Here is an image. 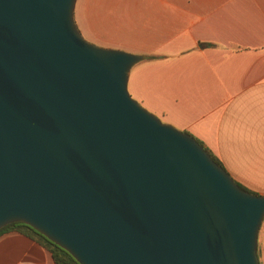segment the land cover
I'll return each instance as SVG.
<instances>
[{
    "label": "water",
    "instance_id": "water-1",
    "mask_svg": "<svg viewBox=\"0 0 264 264\" xmlns=\"http://www.w3.org/2000/svg\"><path fill=\"white\" fill-rule=\"evenodd\" d=\"M76 0H0V228L80 264H259L264 195L127 88L142 55L79 32Z\"/></svg>",
    "mask_w": 264,
    "mask_h": 264
},
{
    "label": "crops",
    "instance_id": "crops-1",
    "mask_svg": "<svg viewBox=\"0 0 264 264\" xmlns=\"http://www.w3.org/2000/svg\"><path fill=\"white\" fill-rule=\"evenodd\" d=\"M73 18L101 45L142 55L130 95L264 195V0H76ZM258 253L264 264V216ZM0 264L56 263L10 230L0 235Z\"/></svg>",
    "mask_w": 264,
    "mask_h": 264
},
{
    "label": "trees",
    "instance_id": "trees-1",
    "mask_svg": "<svg viewBox=\"0 0 264 264\" xmlns=\"http://www.w3.org/2000/svg\"><path fill=\"white\" fill-rule=\"evenodd\" d=\"M191 136H193V135H191ZM194 138L200 145H202L204 147V149L209 153L211 158L217 164H219L220 166H222L224 168V166L222 165L220 160L203 144V142L196 137H194ZM237 184L241 188H243L244 190L249 191L246 188H244L241 184H239V183H237ZM249 192H251V191H249ZM252 193H254V192H252ZM10 230H15V231H18L20 233H23L26 236L37 241L41 246H43L45 249H47L50 252L51 257L56 264H80L66 250H64L63 248L58 246L56 243L52 242L47 237H45L43 234L36 231L34 228H32L31 226H29L25 223L13 222V223L6 224L5 226L0 228V235H2L5 232H8ZM257 256L259 257L258 247H257Z\"/></svg>",
    "mask_w": 264,
    "mask_h": 264
},
{
    "label": "rangeland",
    "instance_id": "rangeland-1",
    "mask_svg": "<svg viewBox=\"0 0 264 264\" xmlns=\"http://www.w3.org/2000/svg\"><path fill=\"white\" fill-rule=\"evenodd\" d=\"M74 20H75V18H74ZM76 21V20H75ZM76 23V25H77V28H78V30H79V32L81 33V35L86 39V40H88V41H90V42H92V43H94V44H96V45H100V46H103V45H101L100 43H98V41H94V40H92V39H90L89 38V31H87L85 28H84V26H82L81 24H79L78 25V23H77V21L75 22ZM106 47V46H105ZM111 48V47H110ZM143 105V104H142ZM144 106V105H143ZM146 108V107H145ZM149 110V109H148ZM150 111V110H149ZM152 112V111H151ZM162 120V119H161ZM164 121V120H163ZM164 122H166V121H164ZM252 192V191H251ZM257 247H258V244H257Z\"/></svg>",
    "mask_w": 264,
    "mask_h": 264
}]
</instances>
